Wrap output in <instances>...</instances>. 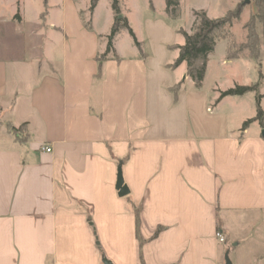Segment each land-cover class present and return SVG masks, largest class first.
<instances>
[{
    "label": "crops",
    "instance_id": "crops-1",
    "mask_svg": "<svg viewBox=\"0 0 264 264\" xmlns=\"http://www.w3.org/2000/svg\"><path fill=\"white\" fill-rule=\"evenodd\" d=\"M85 1L0 0V49L6 33L24 53L0 54V264H264V128L242 130L253 100L205 89L215 49L199 89L184 64L123 56L115 38L99 64L107 34Z\"/></svg>",
    "mask_w": 264,
    "mask_h": 264
},
{
    "label": "rangeland",
    "instance_id": "rangeland-1",
    "mask_svg": "<svg viewBox=\"0 0 264 264\" xmlns=\"http://www.w3.org/2000/svg\"><path fill=\"white\" fill-rule=\"evenodd\" d=\"M178 1L180 8L179 17L172 19L165 15L164 0H118L119 17L127 19L136 40L141 43L142 52L158 61L169 60L168 65L172 64L176 59V52L169 47L183 43V37L179 31L182 30L187 33L191 31L194 21V11H204L209 18L217 19L225 16L230 11L241 10V17L235 20L231 27H227L230 37L229 40L236 46L244 41L246 33L244 29L245 23L249 17H254L257 14L253 0H248L247 4H245L246 0ZM85 2L90 4V0ZM112 3L113 0H99L95 19L93 20V30L98 32L105 31L107 36L110 33V25L114 18ZM0 11L4 17L8 14L9 9L5 5ZM87 16H89L88 10L84 12V17ZM12 19L15 22L20 21L16 10L12 15ZM29 21L27 17L23 20L26 26H28ZM256 32L260 41V61L240 59L233 63H227L226 61L223 63L229 41L222 39L217 41L215 52L209 57L205 89L212 92L213 89L226 90L234 87L236 84L249 86L258 83L257 91L245 94L244 99H252L255 107L258 103L259 108L264 111V77L262 79L258 77L261 74L264 76V24L256 21ZM1 36L0 54L2 57H10L12 54L19 58V56L24 54L20 50L14 49L12 51L9 44H6L7 39H11L10 35L3 33ZM106 37L104 38L105 42L107 40ZM115 41L121 54L129 57L132 49H134L133 47H135L129 32L127 30H120L117 33V37H115ZM165 44L168 47H162ZM163 49H166V52ZM246 55V52L240 53L242 57H247ZM168 71L172 70L168 68ZM191 87L190 82L185 84L187 90H190ZM209 108L212 110L213 106H209ZM249 125L257 127L260 124L258 122H252ZM260 134L264 140V129L260 130Z\"/></svg>",
    "mask_w": 264,
    "mask_h": 264
},
{
    "label": "trees",
    "instance_id": "trees-1",
    "mask_svg": "<svg viewBox=\"0 0 264 264\" xmlns=\"http://www.w3.org/2000/svg\"><path fill=\"white\" fill-rule=\"evenodd\" d=\"M99 0H90L88 12L91 15L97 5ZM255 7L257 9V14L254 17H249L248 21L244 25L245 38L244 41L236 46L229 40V33L227 27H231L235 20H238L241 15V10L230 11L225 16L217 19L209 18L204 11H194L193 12V25L191 31L186 33L182 30L179 33L183 37V44L173 45L169 47L172 50L177 51V57L172 64L168 65V68L174 70L180 65H185V77H187L194 85L196 89L201 87L205 71L207 57L211 54L217 44V41L227 40L229 41L226 48V56L228 59H236L240 56L241 52H246V56L251 59H258L260 54V41L256 32V21L264 24V0H253ZM19 0L17 2V5ZM165 3V13L169 18L176 19L179 17L180 8L178 0H164ZM112 10L114 12L113 22L110 28V33L106 37V47L104 52L97 58L99 64L104 62L109 56L116 59V55L113 49V40L120 30H127L133 39L134 46L142 53L141 43L138 42L129 27L128 21L124 17H119L120 10L118 7V0H113ZM19 18V17H18ZM183 81L178 83L172 88V92L176 94L182 85ZM258 83H254L250 86H240L235 85L220 93L219 99L225 97L243 96L249 92L257 91ZM256 115L252 119L245 121L242 124V130L247 128V126L252 122H258L262 128H264L263 117L264 113L259 108V104H256ZM10 132L17 135L21 130L11 127ZM140 208H134L135 216V232L136 237L139 239V219ZM161 228H157L154 232L152 238H155ZM139 242L142 241L139 239Z\"/></svg>",
    "mask_w": 264,
    "mask_h": 264
},
{
    "label": "water",
    "instance_id": "water-1",
    "mask_svg": "<svg viewBox=\"0 0 264 264\" xmlns=\"http://www.w3.org/2000/svg\"><path fill=\"white\" fill-rule=\"evenodd\" d=\"M248 3V0L245 1V4ZM116 190L118 192V197H125L128 195V189L126 185H124V181L122 178V172L121 168L119 167L117 170V178H116ZM102 264H112L110 261L107 259L103 258L102 259ZM225 264H231L228 258H225Z\"/></svg>",
    "mask_w": 264,
    "mask_h": 264
},
{
    "label": "built area",
    "instance_id": "built-area-1",
    "mask_svg": "<svg viewBox=\"0 0 264 264\" xmlns=\"http://www.w3.org/2000/svg\"><path fill=\"white\" fill-rule=\"evenodd\" d=\"M43 150L45 152H48V153L51 151V149L49 147L43 148ZM216 237H217V239H218V241L220 243H223L224 242V238L222 237V235L219 232L216 233Z\"/></svg>",
    "mask_w": 264,
    "mask_h": 264
}]
</instances>
